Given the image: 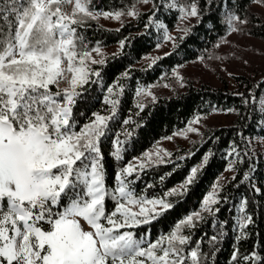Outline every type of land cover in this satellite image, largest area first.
Returning a JSON list of instances; mask_svg holds the SVG:
<instances>
[{"label":"snow or ice","instance_id":"obj_1","mask_svg":"<svg viewBox=\"0 0 264 264\" xmlns=\"http://www.w3.org/2000/svg\"><path fill=\"white\" fill-rule=\"evenodd\" d=\"M198 4L199 0L187 4L168 0L160 7L175 9L181 21L196 17L203 22ZM205 4L210 9L213 0H205ZM228 4L230 9L234 7L232 0ZM69 5L70 12L66 10ZM124 15L138 17L139 13L134 5L127 10H103L94 0H0V264H207L219 250L228 221L216 217L219 205L229 197L223 195L218 182L204 196L198 211L184 216L154 242L137 238L130 230L151 224L180 203L208 165L211 150L181 184L163 195L149 196L147 189L153 188L152 184L140 193L134 187L147 168L165 162L159 151L145 152L142 158H135L138 163H124L114 183L107 184L102 142L113 132L112 124L121 125L110 152L118 164L124 161L129 144L134 148L136 130L144 126L131 117L117 119L126 86L121 80L131 78L130 66L106 88L105 114L95 111L86 123L79 122L76 108L92 100L86 96V86L100 82L101 68L93 66L107 63L101 44L90 45L82 30L100 17L119 21ZM247 22L236 11L225 13L227 34L239 32ZM149 25L162 32L165 41L173 39L165 23L150 17L145 28ZM227 42L222 37L215 47ZM118 44L120 52L113 54V59L123 55L128 38ZM93 53L101 58L96 59ZM157 59L152 58L147 69ZM177 78L183 80L178 74ZM62 83L68 87L61 88ZM144 94L151 96L153 103L157 101L149 89L137 85L136 97ZM237 95L252 107L251 95ZM261 105L260 111L251 115L253 121L264 122V100ZM146 106L138 102L136 115ZM200 119L195 117L185 131L198 132L191 125ZM228 155L235 159H230L226 170L234 171L241 154L233 146ZM253 170L244 173L240 184L251 183ZM165 178L160 177L161 183ZM251 187L261 193L255 184ZM108 200L115 205L110 212ZM248 204V197H241V215L235 225L237 243L248 238L246 229L254 222ZM205 223L216 232L194 239V231ZM205 244L210 253L203 251ZM230 262L264 264V249L241 256L234 247Z\"/></svg>","mask_w":264,"mask_h":264},{"label":"trees","instance_id":"obj_2","mask_svg":"<svg viewBox=\"0 0 264 264\" xmlns=\"http://www.w3.org/2000/svg\"><path fill=\"white\" fill-rule=\"evenodd\" d=\"M258 1L260 0H232L234 7L230 9L228 0H223V7L220 6L221 0H213V6L209 9L205 0H199L198 6L203 22L196 19L189 26V31L177 39L176 47L167 53L169 55L159 57L151 69H147V66L152 62H144V58L157 48V43L162 42L163 33L154 25H149L148 28H145V25L152 17L154 21L158 19L159 22L165 23L169 30L176 28L179 13L175 9L160 7L168 0H149L147 3L149 6L141 9H138V5L142 0H94L95 5L103 10H127L134 5L139 16L126 20L116 27H108L98 20H92L89 21L90 26L82 30L90 45L94 46L99 42L102 50H112L104 54L107 58L105 66H93L101 68V78L99 83L86 86V96L92 100L87 106L81 103L76 108L79 122L86 123L91 113L95 111L105 114L103 96L106 94V88L113 85L120 74L130 66L131 78L121 80L126 86L120 97L121 105L117 119L122 121L131 117L132 120L144 125L134 134V148L129 144L124 161L118 164L110 152L113 148L114 135L120 131L121 125L112 124L113 132L102 142L108 185L114 183V176L124 163L131 162L160 140L184 129L195 117H206L214 113L231 116L232 119L226 124L207 125L200 140L189 146H179L170 153L171 155L164 158V163L147 168L134 186L140 193L146 185L152 184L154 187L147 189V194L163 195L165 191L181 184L191 168L200 165L203 157L211 150L213 155L209 158L208 165L203 168L199 180L180 203L151 224L130 229L137 238L143 237L146 242H154L159 236L171 231L184 216L198 211L204 196L212 191L213 184L218 182L223 186V195L229 199L227 203L219 205L220 212L216 219L227 220L228 225L225 228L226 234L218 245L219 250L208 259L207 264H231L230 258L234 247L239 248L241 256L252 250L260 253L264 249V155L253 145L257 139L264 141L262 131L264 122L251 119L253 112L260 111L261 101L264 100V84H261L264 81V72L255 75L235 74L232 78L236 86H231L227 82L219 86L208 82L200 84L187 82L183 90L172 94H158L155 103L152 99L144 100L142 96L137 98L135 90L137 85L147 89L160 84L168 79L177 67L196 61L214 51L221 38L228 35L224 23L225 13L228 11H236L248 21L247 33L250 36L264 40V17L252 9ZM124 38H128V46L123 50L122 56L113 59V54L120 52L118 41ZM237 93H243L246 97L251 95L252 107L244 105ZM138 102L147 105L139 116L136 115ZM228 109L235 111L229 113ZM245 116L249 119L245 120ZM233 146L241 154V162L236 164L234 171H229L226 170L229 161L235 159L234 156L228 155ZM245 152L248 153L247 156L244 155ZM250 169H254L250 172L251 183L240 184L244 173ZM169 173L171 175H167ZM161 176L166 177L162 183ZM252 184L260 188L261 193L252 191ZM244 196L249 199L247 212L253 216L254 222L246 229L249 233L248 238L237 243L234 239L237 235L235 225L241 215L239 201ZM114 206V202L108 200L106 208L109 212ZM215 232L216 228L205 223L194 231L193 238H198L202 233ZM203 251L210 253L212 250L205 244Z\"/></svg>","mask_w":264,"mask_h":264},{"label":"rangeland","instance_id":"obj_3","mask_svg":"<svg viewBox=\"0 0 264 264\" xmlns=\"http://www.w3.org/2000/svg\"><path fill=\"white\" fill-rule=\"evenodd\" d=\"M180 3H189L188 0H180ZM149 4L141 2L138 5V9L146 8ZM257 13L264 17V0H260L255 3L252 7ZM71 11V5L66 9ZM134 17L124 15L119 21L114 19H105L103 17L97 20L108 27L120 26L124 21L133 19ZM196 17H191L186 20H179L176 28L169 30V34L173 37L172 40L165 41L164 39L160 43V47L153 50L148 56L144 58V62L151 63L152 58H159L166 53H169L177 39L185 32L180 29L189 28L191 24L196 21ZM247 24L241 25V30L236 33L228 34L226 44H222L221 47L215 48L209 55L204 56V59L200 58L196 61L186 63L180 67H177L171 76L164 80L160 84L151 86L149 89L155 97L158 94H172L175 91L183 90L187 82L194 84H200L202 82H208L212 85L219 86L225 82L231 86H236L234 79L232 78L235 74L255 75L264 72V40L253 38L247 33ZM112 49H103L102 52L105 54ZM96 59H100L93 53ZM177 74L183 77V80L177 78ZM61 88L68 87L66 83H62ZM144 100L152 99L147 94L142 95ZM231 116L224 114L214 113L206 117H201L198 124H192V127L198 129V132H187L185 131L187 126L169 137L160 140L153 145L146 152L155 153L160 152V155L164 158L168 157L166 153L170 154L172 151L177 149L179 146H189L192 143L202 138L203 129L207 125L226 124L231 120ZM254 148L264 155V141L255 140ZM140 158L143 155L139 156ZM138 158V157H136ZM155 159V157H154ZM132 163H138L135 158L131 161ZM229 175V174H228Z\"/></svg>","mask_w":264,"mask_h":264}]
</instances>
